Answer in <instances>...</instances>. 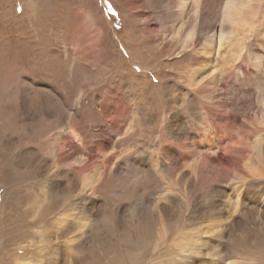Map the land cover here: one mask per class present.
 Instances as JSON below:
<instances>
[{"label": "rangeland", "instance_id": "obj_1", "mask_svg": "<svg viewBox=\"0 0 264 264\" xmlns=\"http://www.w3.org/2000/svg\"><path fill=\"white\" fill-rule=\"evenodd\" d=\"M226 1L0 0V264H207L192 263L184 245L196 241L211 200L225 197L219 183L207 190V167L198 182L189 178L196 166L188 153L200 138L171 139L166 127L206 128L214 103L264 105V0H235L256 22L248 33L237 22L218 53ZM145 34L156 52L142 47ZM195 54L212 66L191 63L205 70L191 87L184 58ZM252 114L248 127L231 130L249 145L253 158H244L262 184L250 196L264 192L263 115ZM58 139L68 142L62 152L82 149L75 158L84 162L61 163ZM169 146L179 151L174 168ZM140 177L143 184L128 189ZM131 202L147 212L146 228L158 219L145 246L129 227ZM101 243L113 246L103 253ZM226 244L212 251L222 258Z\"/></svg>", "mask_w": 264, "mask_h": 264}, {"label": "bare ground", "instance_id": "obj_2", "mask_svg": "<svg viewBox=\"0 0 264 264\" xmlns=\"http://www.w3.org/2000/svg\"><path fill=\"white\" fill-rule=\"evenodd\" d=\"M234 2L235 0H227L223 8L222 20L220 24L221 28L218 33L219 39L217 41V45L215 49V51L216 52L218 51V53L222 50L221 44L223 42V39L227 38L230 41L231 39H233V37L236 36V32L232 28L237 22H240L239 25H242L246 29L247 33L249 29H251L253 24L256 22L255 16L252 17L253 13L249 12V9L247 11L246 9L241 7L239 10H237L235 9ZM242 5L244 6L243 3ZM234 17H236L238 21L234 20ZM222 21L224 23H222ZM186 24L192 26L190 20ZM196 24L197 23H195V25ZM225 25H229L227 29L223 28V26ZM201 26H199L198 30L200 29V33L202 34L204 33V31L202 30ZM206 29L208 30V28ZM148 38H146V34H145V37L142 41V47L147 48V52H151V53L156 52V49L154 47L155 46L159 47V46L155 45L153 47L154 45L152 44L153 42L151 40H147ZM180 40H182V37ZM180 40L178 39V42H180ZM242 40L243 38L241 39V42ZM258 43H259L258 47L260 48V50L263 51V55L262 54L261 55L264 58V31L261 32V37L258 40ZM162 52L164 53V51ZM261 55L260 56L256 55L257 59L258 57L260 58V60L263 59ZM188 56L189 58L185 57L184 59L190 62L187 65V67L190 68L191 70V77L189 79L191 80L190 86L195 87L205 80V78L202 76L205 70L192 67L191 63H196V65L198 64L201 65V63H203L205 60L203 67L208 68L209 66H212V62L210 59H207L203 55H202L203 57L201 55H196V54L188 55ZM204 58H206L207 60ZM254 59L256 58L254 57ZM259 62L257 61L258 64ZM195 75H199L200 78L197 80L195 78ZM241 82L243 83V81ZM203 87H207V84H205L198 90H201ZM253 106L254 104L243 105L240 103H214L207 108L205 113L206 116L204 118L206 121V128L200 127L194 131L189 127L181 126L179 123H175L177 125L176 128L172 127V125L169 124L167 125L168 128L166 127V130H168V134L171 139L175 138L176 140H178L180 138L181 139L185 138L186 140L190 137H195V135L200 138V141L199 140L196 141L198 144L194 146L195 149L191 150L188 153L189 155L188 157H190L195 161L194 164L196 166L195 169L194 168L192 169L190 167L191 170H193L194 172L192 173L190 172L191 174L189 175V178L191 181L198 182L199 173L201 172L200 169L202 167L203 168L207 167L205 168L207 169L206 171L208 173V179L206 180L209 186L207 187L208 188L207 190L212 189L213 187L211 185H213L214 183H219L220 196L225 197L224 199L218 200L217 198L216 199L214 198L211 200V202L207 205L206 211L200 214L198 218L199 222L196 223V227L198 228L197 229L198 236L196 238V241L192 245H184L185 253L188 256H192L191 257L192 263H195L196 261H198L199 263L202 262L204 263L206 261L207 264H264V192H260L259 190H256L253 191L252 195L250 196L251 189H259L262 185L260 184L261 182L258 179H256L257 175L255 173V169L257 167L253 165V163L248 162L252 160L253 157L251 158V156H249L250 153H248V151L245 148L246 146H244L246 143L247 147H249L247 142L240 141L231 132L233 128L232 125H240V127L242 128L248 127L247 123L252 117L250 113L252 112L253 113L252 115L258 116L259 113L264 109V105H259L258 109L254 111ZM261 115L263 114H260L259 116ZM261 120L263 123L264 115ZM176 122H179L177 118H176ZM73 131L75 132L74 128L73 129L70 128L69 131L67 132V134L70 136L69 137L70 140H74L73 137L71 136ZM74 138L76 139L75 140L76 143H78V145L81 148L85 149V146H83L85 142L84 139L80 138L79 135L76 134H74ZM260 138L262 140L264 139L262 135L260 136ZM257 140L258 139H256V141L253 143L250 142V144L252 146H255V144H257ZM67 143L68 142H66L65 140L59 141V139L54 142V144H57L56 145L58 149L57 154L61 163L65 161L66 162L71 161L73 159L75 160L76 159L75 156L80 152L79 150H82L77 147V149L76 148L72 149L70 153L67 151H66L67 153L65 151L62 152L63 149H66V147L68 148ZM190 145L191 144H189V146ZM167 148H166L167 153H169L171 157H168L165 154L166 159L170 163V167L174 168L175 165L180 164V162H178L180 161L179 160L180 157H177V152L179 151L176 149V147L169 146V148L168 149ZM59 153L61 154L59 155ZM246 153L247 156L251 158V159L249 158L250 160L248 159V161L244 158ZM76 162L77 164H82L84 161L81 158H79L76 159ZM79 168L80 167L74 168L75 174H78L80 170ZM224 172H226V174ZM222 174L225 175L224 179L218 180L217 179L218 175H222ZM184 175H187V173L183 174V176ZM130 176H132L131 171H130ZM144 180L145 178H141V177L139 179H135L134 181H132L131 184L129 183L130 185H128V189H131L134 186H138V185L141 186ZM46 209H48L47 206ZM129 210L131 211V214L129 216V223H130L129 227L136 228L138 235L141 238L142 244L145 246L147 245V237L149 235V232L152 235H155L157 233L158 219L153 217L148 228H146L145 221H146L147 212L141 211L139 205L134 206L133 202L130 203ZM162 223L168 226V217L166 214H163ZM207 232L210 233V235H208ZM203 234H206L207 237L203 238L202 237ZM202 239L203 241L200 242V240ZM222 241L227 243L226 244L227 247L224 248L223 250L224 254L222 258H220V256L218 257V255H215L216 254V252L214 253L215 250L214 251L212 250L214 249L215 245L218 242H222ZM107 244H108L107 246L104 245V243L100 244L103 253H107L113 246L111 243H107ZM177 246L179 249L180 244H178ZM113 258L119 260V253L115 252Z\"/></svg>", "mask_w": 264, "mask_h": 264}]
</instances>
